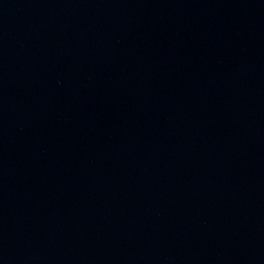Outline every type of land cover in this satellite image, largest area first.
<instances>
[{
	"label": "water",
	"instance_id": "obj_1",
	"mask_svg": "<svg viewBox=\"0 0 264 264\" xmlns=\"http://www.w3.org/2000/svg\"><path fill=\"white\" fill-rule=\"evenodd\" d=\"M0 264H264V0H0Z\"/></svg>",
	"mask_w": 264,
	"mask_h": 264
}]
</instances>
